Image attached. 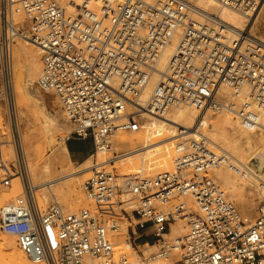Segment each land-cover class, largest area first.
I'll return each instance as SVG.
<instances>
[{
  "label": "built area",
  "instance_id": "obj_1",
  "mask_svg": "<svg viewBox=\"0 0 264 264\" xmlns=\"http://www.w3.org/2000/svg\"><path fill=\"white\" fill-rule=\"evenodd\" d=\"M216 1L251 18L264 0ZM195 11L189 0H0V103L16 153L10 163L0 149L3 183L11 185L15 169L22 183L26 173L14 88L19 37L43 51L37 85L55 95L73 125L65 142L90 137L95 150L109 147L117 132H138L144 115L161 117L184 105L221 113L238 103L245 128H264V41L242 33L230 39L218 19L196 20ZM15 14L24 17L27 29ZM174 40L160 71L158 62ZM223 88L236 100L226 101ZM227 162L225 153L210 150L199 136L176 145L171 170L119 177L94 168L83 188L98 203L125 195L135 201L133 236L148 230L159 246L149 261L168 259L177 250L181 258L175 264H264V196L254 217L241 213L209 175ZM23 187L22 196L0 207V231L15 236L33 262L84 264L88 256L100 264H132L125 253L116 255L114 223L104 215L70 212L58 203L41 210L29 183ZM179 197H192L198 211L184 201L168 207ZM182 217L189 220L186 235L167 238Z\"/></svg>",
  "mask_w": 264,
  "mask_h": 264
},
{
  "label": "bare ground",
  "instance_id": "obj_2",
  "mask_svg": "<svg viewBox=\"0 0 264 264\" xmlns=\"http://www.w3.org/2000/svg\"><path fill=\"white\" fill-rule=\"evenodd\" d=\"M146 1L149 3H155L160 0H146ZM189 1L193 4L196 10L193 15L194 19L203 21L204 17L208 15L218 19L223 25L224 34L226 37L236 40L238 39V35L242 33V34L251 35L252 37L264 41L263 39L256 37V35H253L248 30H246L250 25V17L242 14L238 10H235L228 6L220 5L216 0H189ZM21 16L22 15L20 14L14 15L16 22H21V20H19ZM19 38H22V40H24V41H18L21 42L19 43V46L21 53L24 56V62L21 60L20 55H17L15 60L16 62L15 67L17 69L24 68L25 78H26L25 79L26 86L21 90L20 98L23 100L25 104L32 105V107H35L37 116L34 119V122L40 121L41 124H43L47 129H49L52 135H55L56 128L60 126V120L49 113V109L51 107V102L49 97L47 96L45 98L38 99L32 96L30 92V89L32 88L30 86L39 78L40 76L39 74L41 73V69H42L41 66H36L34 64L33 55L40 54L43 51L35 42L31 40L28 41L29 39L23 37H19ZM177 38L178 37H176V40ZM176 40H174L173 43L167 47L163 56L159 60L157 65L158 70L163 71L166 68L167 62L173 53ZM27 42L35 43L39 49L32 47L33 45L31 47H26ZM13 56H14V50H13ZM157 79H158V75L155 74L153 77V82L147 94H149L150 90L152 89ZM36 90L38 91V89ZM222 95L224 96L225 100L227 99L226 101L232 102L236 100L233 96V92L231 95L230 89L228 88H223ZM231 97L232 99L229 100ZM238 109L239 106L237 108L236 106L232 105V107L229 109L230 111H227V113H225L224 116L220 118H211L210 117L211 115L209 116L206 114L208 113L209 110L207 112L200 113V110L197 107L187 106V105L180 106L177 108H172L169 112H167L164 116L161 117L144 115L150 118H154L158 123L164 122L166 124V125L164 124L165 125L164 127L157 129L154 128L153 125H151V129L156 131L157 134L159 135L157 141L155 140L153 141L150 138V136H146V135H140L137 140H134L133 139L134 137L133 138H127L125 136L115 137V140H113V147L117 149L121 147L129 148V150L131 151L124 153L119 158H124L125 160H129L130 162L132 161L131 158H132V154L134 153L133 151L136 152L137 150L140 151L142 149L144 155H143V159L141 160H143V162L147 163L148 160L151 162H159L158 166L159 168H162L173 165V155H172L173 143L175 142V140H177L178 136H181L184 133L185 134L189 133V135H193L196 138H199V136H203L204 139H207L208 148L210 150L214 152L219 150L220 152H223L228 156L231 166L227 165L226 163L227 167L219 166L215 168L217 176L219 177L220 181L222 182L225 188L234 191L237 190L238 187H240L242 184L243 185L252 184L259 191L261 190L262 192H264V128H262L260 131H254V130L252 131L245 128L237 114ZM30 111L31 110H29L26 113L28 119L32 117V116L30 117ZM221 113H217V114H221ZM31 119H33V117ZM261 119H262L261 120L262 125L264 126V110L262 111ZM175 126L179 127L178 130L179 134L177 133L174 134L175 131L172 129V127ZM200 127L201 129L203 128V134L199 133ZM166 129L167 131H165ZM241 139H245L244 145H242ZM38 141H39L38 138L32 132L29 133V135L25 138L24 141L26 150L29 153L33 152L34 157L36 158L35 159L31 155L32 157L31 160L32 161L36 160V162L35 163L29 162L30 173H31L30 179H32L33 181H39V184L35 185L38 188H44V187L49 188L50 184L52 182H55L59 178L44 180L43 175L50 171V165L46 163L42 166V168L38 167V165L40 164L39 162H41V160L43 159V154L41 155L40 150L37 149L35 146V144ZM159 142H165L166 144L165 153L163 155H158L155 151L148 153V150H153ZM62 144H63L64 153L69 156V150L66 142L63 141ZM137 145H140L141 147L137 148ZM111 149L112 148L109 147L97 149L96 150V153H98L97 163L91 164L85 168L87 169H90L91 167L99 168V169L102 168L103 166L100 165L106 164V162L114 158L110 152ZM93 155H91L90 158H92ZM11 156H13L12 150H11ZM6 158L8 157L6 156ZM20 177L19 175L18 177H16L14 183V189L11 192H4L3 191L4 189L2 190L0 185V207L11 203L12 201L16 200L18 197L23 195L24 187H22L23 183L21 182ZM78 185H79L78 180L76 179L69 180L63 183V185H61L62 187L56 191L58 197L67 204L73 206V208L79 207L81 204H83V202L87 203L85 199V194L78 189ZM263 194L264 193H262V195ZM11 198H13L14 200L7 202V200ZM115 199L116 198H111L110 200L106 201L104 204L111 202ZM36 201L40 208L45 206L47 203V199L42 200L38 198L36 199ZM189 202H191V200H189ZM127 204H132V203H130L129 201ZM70 212H77V211H70ZM116 225L117 224L114 223L115 228ZM185 227L186 226L183 225L181 221H178V225L175 226V228H173V231L175 232V234L185 233L186 235L187 232ZM115 228L113 230H115ZM152 246L155 245L153 244ZM98 261L99 260L97 258H92L88 256L84 258V264H90V263L92 264V262L93 264H100V262ZM0 264H45V263L33 262L26 255V253H24L21 249H18L15 246L14 240L12 238L0 235Z\"/></svg>",
  "mask_w": 264,
  "mask_h": 264
},
{
  "label": "rangeland",
  "instance_id": "obj_3",
  "mask_svg": "<svg viewBox=\"0 0 264 264\" xmlns=\"http://www.w3.org/2000/svg\"><path fill=\"white\" fill-rule=\"evenodd\" d=\"M19 20H21V22H18V23H21L20 25L24 29H27V24H26L24 17L21 16V18ZM246 30H248L251 34L256 35V37H259V38L264 40V1L260 5V7L257 9V11L250 18V25H249L248 29H246ZM18 41H24V40H22V38L16 39V44L14 45V56H13L15 98H16V103H17V107H18V114H19V124H20V131H21L22 148H23L25 158H26L25 169H26L27 174L24 172L25 183L23 181V184L29 183V186L31 187L33 193L35 194L36 199H38V198L42 199V200L47 199L46 205L41 207V210H45L51 204L58 202L67 211L68 210L69 211H79L81 209H89L92 213L102 214V215H104L106 220H110L113 223L117 224L115 230L111 231V235H112V239L114 242V246H115L117 256H119L121 253H125L129 259V261L132 264H175V262L181 258V252L177 251V250L172 251V253L168 259H154L152 261H149L147 259L148 257L152 256L153 254H155L158 251L159 246L154 244L155 240L152 236H150V232L148 230H145L143 232H140L138 230L137 234L135 236H133L132 231H131V227H134L136 224V220H135L136 216H135V212H134V210L136 208V203L134 200L130 199V196L125 195L122 197H117L115 200L108 202L106 204H104L105 202L98 203L96 201H93L92 199H90L87 196L86 192L84 191L83 185L90 177H92L94 168L91 167L90 169H87L85 167H87L91 164H95L98 161V153H96V150H95L94 145H93V141L90 137H88L86 139H80L78 137L72 138L73 140H79V141L83 142L88 149H91L92 153L94 154V155L92 154L93 155L92 158H90V156H91L90 155L86 160H83L81 162H76L74 160H71L70 156H68L64 153L62 142L65 141L64 138L70 132H72L73 125L65 117L55 95L52 93H49V92H45V91L41 90L40 88H38V85H37L38 79L30 86V87H32L30 89L31 95L38 98V99L39 98L42 99V98H45L47 96L49 97L50 102H51V107L49 109V113L60 120V126L58 128H56L55 135H52V133L49 131V129H47L43 124H41L40 121L34 122V119L37 116V112H36L35 107H32V105L25 104L23 102V100L20 98L21 90L26 86V81H25L26 78H25L24 68L17 69L15 67V64H16L15 60H16L17 55H20L21 60L24 62V56L21 53L20 46H19V43H21V42H18ZM28 41H30V40H28ZM27 43H26V47H31L33 45L32 47L39 49L35 43H33V42H27ZM42 54H43V52H41L40 54H34L33 55L34 64L36 66H41V68H42V61H41ZM0 88H1V84H0ZM36 89H38L39 92ZM230 93L232 95V90H230ZM231 99H232V97L229 100H231ZM238 106L239 105H236L237 108H238ZM29 110H31L30 111V117L32 116L33 119H31L32 117L30 119H28L26 116V113ZM225 113H227V111L226 112L224 111L221 114H217L216 112L209 110L208 113H206V114L209 116L211 115L210 116L211 118H220V117H223ZM164 124H165L164 122L158 123L154 118H150L148 116H145L144 120H143V126L139 130V132H134V133L117 132L116 134H114V136H111L109 138V140H110L109 148H112L110 152L114 158H112L111 160L106 162V164L100 165V166H103L101 169L112 172L119 177H123V176L129 175V174H141L142 176H146V177H154L158 173H161V172H164L167 170H171L173 168V165L168 166V167L159 168V166H158L159 162H151L149 160L147 161L148 164L143 162V160H141V159H143V155H144L142 149L140 151L137 150L136 152L133 151L135 154L134 153L132 154V158H131L132 161L130 162L129 160H125L124 158H119L124 153L131 151V150H129V148L121 147V148L117 149V148L113 147V140H115V137H124V136L127 138H133L134 137L133 139L137 140L140 135H146V136H150V138L153 141L154 140L157 141L159 135L157 134L156 131L151 129V125H153V127L157 129V128L164 127L166 125V124L165 125ZM172 129L175 131L174 134H176V133L179 134V131H178L179 127L175 126V127H172ZM200 129H201V127L199 128V133L203 134V128L201 130ZM165 131H167V129ZM30 132H32L38 138L39 141L35 144V146L37 149L40 150L41 155L43 154V159L41 160V162H39L40 164L38 165V167L42 168V166L46 163L50 165V171L43 175L44 180H48V179L50 180V179H54V178L58 179L59 178L55 182H52L50 184L49 188H45V187L44 188H38L35 185L39 184V181H33L32 179H30L31 178L30 163L36 162V160H34V161L31 160V158L34 157V153L33 152L29 153L26 150V146L24 143L25 138L29 135ZM0 134H4L2 140H3V142H5V144L0 146V149L2 150L3 154H5L4 155L5 158H6V156L8 157V158H6L8 160V162L15 163L16 153H15L13 146L10 143L11 137H10V133H9V128L7 126V123H6L5 109H4V105L2 102L0 103ZM189 139L193 140V139H197V138L194 137L193 135H189V133L188 134L184 133L181 136L177 137V140H175V142L173 143V149H172L173 161H174V157H175L176 145L178 143L184 141V140H189ZM241 142H242V145H244L245 139H241ZM140 147H141L140 145H137V148H140ZM9 148L12 150L13 156H11V150ZM154 151L158 155H163L166 151L165 142H159L153 150H148V153L154 152ZM215 152L218 153L220 151L218 150ZM31 155H32V157H31ZM126 163H128V164H126ZM61 164H63V165H61ZM227 165L231 166L230 162H227ZM221 166L227 167L226 164L221 165ZM63 170H65V171H63ZM145 170H147L148 172ZM72 172H75V173H72ZM18 175H19V177L21 176L20 171L15 169L14 173H12V183L9 186H7L3 183V180L1 179V176H0L1 189L2 190L4 189L3 190L4 192H11L14 189L15 179H16V177H18ZM209 175L211 177H213L218 182L221 189L223 190V192L227 196L228 200L231 201L241 213L247 214L250 217L255 216L258 207L260 206V204L263 201L264 194L262 195V193H264V192H262L261 190L259 191L252 184H249V185H243L242 184L240 187H238L237 190L231 191V190H229L223 186L222 182L220 181L219 177L217 176L215 168H213L210 171ZM20 179H21V177H20ZM75 179L78 180V182H79L78 189L85 194V199H86L87 203L83 202V204H81L79 207L73 208V206H71L70 204H67L66 202L61 200L58 197L56 191L58 189H60L62 187L61 185H63V183H65L66 181L75 180ZM21 182H22V179H21ZM23 184H22V187H23ZM58 186H59V188H58ZM237 192H238V194H237ZM41 194H43V195H41ZM231 194H233V195H231ZM12 200H14V199L13 198L8 199L7 202H10ZM189 200H191V202H189ZM127 201L128 202L130 201V203H132V204H127L128 203ZM183 201L190 208L191 212H197L198 211V209H199L198 205L192 197L176 198L170 202L168 207H170L171 204H177V203H180ZM187 215H188V217L191 216L189 213H187ZM178 221H181V223L186 226L185 227L186 232L188 231L189 220L186 217H182V218L178 219L174 224L171 225V230H170L169 234L167 235V238L174 239V238L182 237L185 235V233H176L175 234V232L173 231V228H175V226L178 225ZM139 234H142V236L139 239H135V237H138ZM0 235L12 238L14 240L15 246L18 249H20L18 244H17V240H16L15 236L4 234L1 231H0ZM149 239H152L153 243H150V244L147 243V241ZM153 244L155 246H152ZM98 262H100V260ZM92 264H93V262H92Z\"/></svg>",
  "mask_w": 264,
  "mask_h": 264
},
{
  "label": "crops",
  "instance_id": "obj_4",
  "mask_svg": "<svg viewBox=\"0 0 264 264\" xmlns=\"http://www.w3.org/2000/svg\"><path fill=\"white\" fill-rule=\"evenodd\" d=\"M80 139H86V138H80ZM69 150V156L71 160H74L76 162H81L83 160H86L90 155H92V150L88 149L85 144L79 140H73L70 139L66 142ZM147 243H153L152 239H149Z\"/></svg>",
  "mask_w": 264,
  "mask_h": 264
}]
</instances>
